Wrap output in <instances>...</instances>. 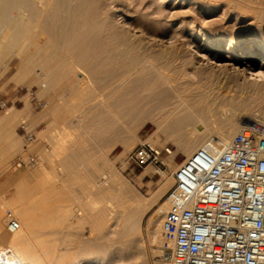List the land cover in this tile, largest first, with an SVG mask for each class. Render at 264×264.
I'll return each mask as SVG.
<instances>
[{
    "label": "rangeland",
    "instance_id": "374dc122",
    "mask_svg": "<svg viewBox=\"0 0 264 264\" xmlns=\"http://www.w3.org/2000/svg\"><path fill=\"white\" fill-rule=\"evenodd\" d=\"M93 1L84 13L63 11L67 18L63 49L73 65L47 89L40 86V67H32L16 81L12 79L19 63L15 50L0 55V99L8 108L21 109L15 114L14 109L0 110V116L15 118L21 135L5 139L12 152L16 147L20 152L12 153L9 162L0 156L3 226L10 211L19 223L11 235L27 238L48 264H166L161 225L174 173L213 127L211 121L188 116L214 113V106L210 109L192 92L195 86L189 84L188 74L212 71L217 63L228 62L231 40L264 36V3L253 0L241 13L235 4L239 0H116L119 11L111 0ZM47 4L37 8L44 7L46 16L54 17L56 11L51 13ZM53 22L51 29L57 26ZM33 24L38 25L35 20ZM5 31L0 27V49ZM190 40L211 60L197 63ZM217 41L222 42L218 49L213 46ZM56 62L51 60L48 66ZM30 92L46 106L36 108ZM262 96L264 111V92ZM246 115L232 119L239 126L236 132L248 120L261 122ZM36 119L46 122L38 127L44 128L40 132L35 130ZM22 121L33 140L23 136ZM201 125L208 130L199 134ZM229 125L228 119L222 131ZM188 135L192 140L183 144ZM142 144L169 147L171 153L137 167L129 155ZM20 159L26 164L19 167ZM132 202L139 216L119 217ZM123 226L125 233L117 234Z\"/></svg>",
    "mask_w": 264,
    "mask_h": 264
},
{
    "label": "built area",
    "instance_id": "2783aa9c",
    "mask_svg": "<svg viewBox=\"0 0 264 264\" xmlns=\"http://www.w3.org/2000/svg\"><path fill=\"white\" fill-rule=\"evenodd\" d=\"M36 98L34 92H30ZM36 108L46 106L35 99ZM8 109L0 99V110ZM34 139L26 121L19 125ZM171 149L136 147L129 160L137 167L157 163ZM20 159L16 166L25 165ZM175 184L161 230L166 264H264V128L244 124L223 148L209 142L174 173ZM8 229L19 227L7 213Z\"/></svg>",
    "mask_w": 264,
    "mask_h": 264
},
{
    "label": "bare ground",
    "instance_id": "6f19581e",
    "mask_svg": "<svg viewBox=\"0 0 264 264\" xmlns=\"http://www.w3.org/2000/svg\"><path fill=\"white\" fill-rule=\"evenodd\" d=\"M43 1L40 0V3L37 4L35 0H0V27L6 29L4 39L2 40L4 41V45H2V48L0 49V55L15 50L14 52L19 59V63L12 79L16 81L26 77L30 70H32V67H40L37 68V74L42 78L40 86L47 89L49 85L54 83V81L56 82L61 76L65 75L66 72L71 71L72 68L70 67L73 65H71V60H69L63 49L64 44L62 39L66 34H64L65 32L62 28L67 21V18L62 14L63 11L72 9L82 13L89 5L92 7L90 4L92 2H90V0H52V2H48L47 4ZM95 1L97 2L99 0ZM95 1L93 2L95 3ZM117 1L111 0L115 10L119 11L121 9L118 8ZM163 1L160 2V6L163 5L161 4ZM251 2H253V0H239V2L237 1L235 4H238L237 8H239V11L242 13L243 10L249 9L248 3ZM261 3H264V0H262ZM44 4H47L48 8H53L51 13L56 11L54 17L49 14L46 16V11L43 9L44 7H42V9L45 12V16L38 14L37 11H40V7L37 8V6H45ZM42 9L40 13H43ZM12 10H17V13L19 10H22V12L20 14L18 13L19 15L17 16L12 15L14 16L12 17L9 14ZM86 11H88V8ZM48 13H50V11ZM34 20L37 21L38 25L33 24ZM55 21L57 26L53 24L55 28L51 29V24L52 22L55 23ZM36 27H38V29ZM221 44L222 42L217 41L216 43H213V46L218 49L221 47ZM188 45L195 49L197 63L202 62V60H211V55L209 56L200 46L194 45L191 40ZM64 47L67 48V45ZM239 47L242 49L239 51V54H236ZM228 52L230 53L228 56L229 61L226 63H217V68L212 69V71L198 69L197 71L188 74L190 75L189 78H187L189 84L195 86L192 90L195 96H197L201 102H205L209 105L210 109L211 106H214L212 107L214 113L211 116H203L195 113L188 114L190 118L211 121L213 125V127L209 129L208 138L198 146L197 150L194 151L196 153L201 149H204L209 142L213 143L215 147L219 149L226 146L233 137L232 135L236 133L237 127H239L232 123V119L236 120V118H234L236 116H238L239 119H243L244 115L250 113L264 125V111L262 110L263 108L260 107V104L263 101L262 92H264V36L255 35L252 36L249 41L239 39L236 43H233V40H231L229 42ZM215 56L216 55H213L212 58H218V56ZM51 60H57V62L48 66ZM256 67H258V69H256ZM10 109L16 110L14 106ZM228 119L231 121V125H229L230 127L228 129L226 128L227 130L223 132L221 125ZM255 123L261 125L259 121L258 123ZM236 124L238 125V123ZM244 124L253 123L248 120L244 122L243 125ZM241 126L242 125H240V127ZM199 127L200 128L197 129L199 134L204 133L206 129L208 130V128L204 126L202 127V125ZM191 140L192 137L188 135L183 144L187 145ZM148 170L150 173L151 170ZM148 170H146V172ZM156 171L159 172L158 169ZM106 175H101L102 179L107 180L109 174ZM94 184L96 185V182L93 183V185L91 184L92 188H95ZM133 203L134 202L131 203V207L128 209L127 213L125 210H122L120 213L121 216L119 217L130 220L136 219L140 212L138 213V207ZM133 205H135V207ZM124 228L125 226L121 227L117 231V234L125 233ZM31 248L32 247L29 246L27 238L17 234L10 235L8 243L0 244V264L49 263Z\"/></svg>",
    "mask_w": 264,
    "mask_h": 264
},
{
    "label": "crops",
    "instance_id": "0c3cea01",
    "mask_svg": "<svg viewBox=\"0 0 264 264\" xmlns=\"http://www.w3.org/2000/svg\"><path fill=\"white\" fill-rule=\"evenodd\" d=\"M20 110L21 109H16V111L13 114H15L16 112ZM5 116L4 117L0 116V156H3L2 162H9L11 159L12 153L13 155H15L16 153H19L20 148L16 147V149H14V151L12 152L9 145H7L8 143L5 141V139L9 136L17 140L19 139L21 135L19 133L18 127L16 126L15 118L11 115H10L11 117L9 116L5 117ZM42 124H46V122L43 121L42 119H36L35 121L36 132H40L44 129L42 128L41 130H38V127L41 126ZM2 216H3V208L0 207V244H5L9 242L11 232L8 229V221L4 228ZM37 220L38 218L36 219V222H38ZM7 231H9L10 234H8Z\"/></svg>",
    "mask_w": 264,
    "mask_h": 264
},
{
    "label": "water",
    "instance_id": "95a60500",
    "mask_svg": "<svg viewBox=\"0 0 264 264\" xmlns=\"http://www.w3.org/2000/svg\"><path fill=\"white\" fill-rule=\"evenodd\" d=\"M200 128V127H199Z\"/></svg>",
    "mask_w": 264,
    "mask_h": 264
}]
</instances>
